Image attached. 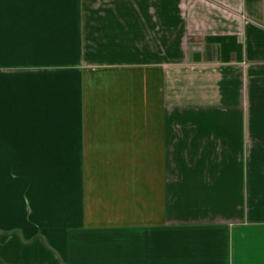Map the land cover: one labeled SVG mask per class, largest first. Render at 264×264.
I'll list each match as a JSON object with an SVG mask.
<instances>
[{"label":"crops","instance_id":"crops-1","mask_svg":"<svg viewBox=\"0 0 264 264\" xmlns=\"http://www.w3.org/2000/svg\"><path fill=\"white\" fill-rule=\"evenodd\" d=\"M0 264H264V0H0Z\"/></svg>","mask_w":264,"mask_h":264}]
</instances>
